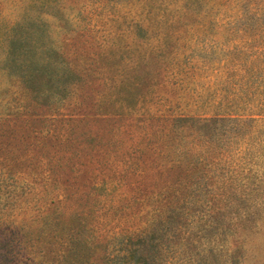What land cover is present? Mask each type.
<instances>
[{
    "label": "trees",
    "instance_id": "obj_1",
    "mask_svg": "<svg viewBox=\"0 0 264 264\" xmlns=\"http://www.w3.org/2000/svg\"><path fill=\"white\" fill-rule=\"evenodd\" d=\"M199 1L207 10L221 11L208 14L207 22L200 24L239 25L240 29L264 32V0H195ZM47 2L20 0L18 6L29 10ZM191 6L184 8V13H192ZM32 23L39 24L37 20ZM80 46L70 42L67 49L56 53L59 59L50 54L44 63L9 62L10 68L20 71L14 78L20 88L17 92L34 100L24 110L4 116L20 126L19 132L10 130L9 142L18 144L22 152L9 161L20 167L27 161V165L33 163L34 183L39 187L35 193L41 197L49 193L47 200L37 205V236L30 246L38 242L39 259L53 264H162L156 255L160 253L162 226L166 230L165 224L174 222L169 214L184 207L182 200L187 201L183 204L195 201L194 193L202 184L230 171L228 156L222 157V150L215 149L208 128L263 119V76L255 83L263 95L254 100L255 106H249L251 92H231L233 82L244 76L231 73L229 80L227 75L220 78L221 84L231 85L229 93L214 91L205 100L186 94L180 98L194 106L185 110L178 100L176 110L165 107L171 100L154 86L160 79L153 81L147 74L137 73V66L129 64V59L123 62L122 55L116 60L114 47L98 52L100 46ZM90 47L96 50L87 49ZM257 49L261 67L240 62L239 69L232 71L245 67L249 81L253 69L264 75V45ZM74 54L79 59L71 57ZM70 141L80 149L88 148L96 164V172L77 190L59 186L58 158L50 154V144L54 148ZM154 176L160 179H151ZM165 179L171 190L162 186ZM184 192L186 196H181ZM18 195L13 192L12 197ZM144 215L143 226H127L129 219ZM177 229L179 233L181 227L175 226L174 231Z\"/></svg>",
    "mask_w": 264,
    "mask_h": 264
},
{
    "label": "rangeland",
    "instance_id": "obj_2",
    "mask_svg": "<svg viewBox=\"0 0 264 264\" xmlns=\"http://www.w3.org/2000/svg\"><path fill=\"white\" fill-rule=\"evenodd\" d=\"M19 1L0 0V264H53L39 259L38 242L30 246L37 236V205L43 204L49 193L44 191L42 197L35 193L39 187L34 183L33 163L27 165V161L20 167L9 161L22 152L18 144L9 142L10 130L19 132L20 126L4 116L24 110L34 101L17 92L20 88L14 78L20 71L10 68L9 62L44 63L50 54L58 58L56 53L67 49L70 42L78 48L80 43L84 48L85 44L100 46L98 52L114 47L116 60L122 55L123 62L129 59V64L137 66V73L147 74L153 81L160 79L154 86L171 100L165 102L166 108L177 110L180 102L175 101L181 100L188 110L193 103L180 97L188 94L204 99L214 91L226 95L231 85L221 84L220 78L227 75L229 80L231 73L244 75L233 82L232 93L247 90L253 101L263 96L255 89L261 76L264 79L259 69H253L251 81L245 67L232 70L239 69L240 62L261 67L259 49L255 50L264 45V32L240 29L239 25L198 23L207 22L208 14L221 12L218 8L207 10L203 1L48 0L46 5L29 10H22ZM190 5L192 13H184ZM34 20L39 24L32 23ZM173 21L177 22L170 23ZM71 57L79 59L75 54ZM151 100L154 105L155 99ZM253 101L249 106L256 105ZM208 132L215 149L222 150V157L228 156L230 171L202 184L194 193L195 201L183 204L187 201L182 200L184 207L175 214L169 212L175 223L165 224L166 230L162 226L156 259L162 264H264V118L245 124L219 123ZM58 146L50 144V154L57 156L60 166L59 186L83 188L96 172L90 150L80 149L73 141ZM164 183L162 186L171 190L168 179ZM13 192L20 194L17 199ZM181 196H186L185 192ZM146 219L145 215L129 219L127 226H143ZM206 219L207 227L203 225ZM178 225L179 233L174 231Z\"/></svg>",
    "mask_w": 264,
    "mask_h": 264
}]
</instances>
